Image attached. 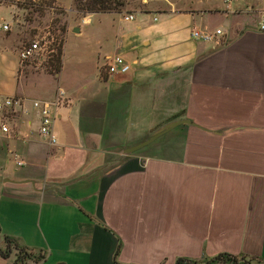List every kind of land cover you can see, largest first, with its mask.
Returning <instances> with one entry per match:
<instances>
[{"label":"crops","instance_id":"crops-1","mask_svg":"<svg viewBox=\"0 0 264 264\" xmlns=\"http://www.w3.org/2000/svg\"><path fill=\"white\" fill-rule=\"evenodd\" d=\"M5 1L0 20L10 25ZM189 4L134 20L92 13L119 15L102 35L103 55L129 65L119 75L97 60L93 76L69 80L64 46L78 24L65 31L59 71L28 83L0 32V99L27 108L0 132V251H20L23 264H176L219 253L264 264V0ZM216 29L211 40L190 35ZM57 89L67 97L51 145L30 101Z\"/></svg>","mask_w":264,"mask_h":264},{"label":"rangeland","instance_id":"rangeland-1","mask_svg":"<svg viewBox=\"0 0 264 264\" xmlns=\"http://www.w3.org/2000/svg\"><path fill=\"white\" fill-rule=\"evenodd\" d=\"M13 1V13L9 25V30L5 33L9 41L14 44L18 52L22 48L31 43H36L40 49L36 51L27 60H19V71L24 78L33 81L39 76H52L55 74L54 70L45 63V49L47 38L53 34H58L59 29L63 27L65 31H69L71 27H77L79 24L81 32L78 35H71L67 38L64 46V61L63 66L69 80L72 79H86L94 75L95 62L102 65L107 58L112 56L103 55V50L106 44L103 43L105 39L103 34L107 30L114 29L117 24V14L114 16H105L101 14L90 15L88 17L89 23L85 25L81 20V13L77 12L71 0H58L53 4L49 10H45L42 15L31 12L30 8L23 9ZM190 1L194 4L198 0H126L120 14L130 13L133 17H139L140 12L148 9L146 17L151 18L155 9H161L164 6L170 8H181L190 5ZM114 13V12H112ZM65 34V33H64ZM102 41V42H101ZM38 46V47H39ZM38 85H45V83H37ZM51 87H54L51 84ZM42 86H37L32 92L33 96L41 94ZM66 96V94L64 93ZM67 97V96H66ZM6 247L0 251L3 257H9L7 264H23L24 256L21 252L13 248ZM31 257L28 255V258Z\"/></svg>","mask_w":264,"mask_h":264},{"label":"built area","instance_id":"built-area-1","mask_svg":"<svg viewBox=\"0 0 264 264\" xmlns=\"http://www.w3.org/2000/svg\"><path fill=\"white\" fill-rule=\"evenodd\" d=\"M223 3H227L230 0H221ZM124 20H132L133 17L130 13L123 15ZM155 20V18H153ZM258 29H264V16H261L258 22ZM9 30V23L0 20V32H7ZM220 30L216 29L214 34L204 31L192 30L191 37L200 40H211L214 35L220 34ZM39 46V45H38ZM36 43H31L28 46L22 48L18 52L20 60H27L30 58L38 49ZM104 68L109 75H119L125 73L129 65L120 56L114 55L111 58H107L104 62ZM66 102V96L61 89H57L55 95L51 99L46 100H31L30 106L34 110L39 136L47 141L48 144H55L56 139L52 131V124L57 115V109ZM27 108L24 105V99L21 97H3L0 99V132L2 134H10V128L8 127L7 119L16 113H26ZM20 162H17L19 165Z\"/></svg>","mask_w":264,"mask_h":264},{"label":"trees","instance_id":"trees-1","mask_svg":"<svg viewBox=\"0 0 264 264\" xmlns=\"http://www.w3.org/2000/svg\"><path fill=\"white\" fill-rule=\"evenodd\" d=\"M58 0H16L15 3L23 9L30 8L31 12L42 15L45 10L53 7ZM13 4L12 0H6ZM74 9L81 13V16L92 13H120L126 4V0H71ZM58 34L49 36L46 42L45 63L49 65L55 73L59 71L62 47L64 42L65 29L61 27ZM12 240L7 239V246ZM13 244V243H12ZM118 246L114 251L113 257L117 255ZM0 255H4L0 252ZM251 259L245 255H232L219 253L211 258H204L202 261H194L186 258H177L176 264H217L224 262L228 264H250Z\"/></svg>","mask_w":264,"mask_h":264},{"label":"water","instance_id":"water-1","mask_svg":"<svg viewBox=\"0 0 264 264\" xmlns=\"http://www.w3.org/2000/svg\"><path fill=\"white\" fill-rule=\"evenodd\" d=\"M72 31L74 32H77L78 31V28L77 27H74L72 28ZM181 122H186V123H190L189 121L187 120H182ZM172 124H168L167 126L163 127L161 130L155 132L150 138L149 140H146L145 142H141L140 144L136 145V146H133L132 148H129L126 150V153H129L135 149H138L139 147L143 146L144 144H146L148 141H150L152 138H154L156 135H158V133H160L162 130L168 128L169 126H171Z\"/></svg>","mask_w":264,"mask_h":264}]
</instances>
